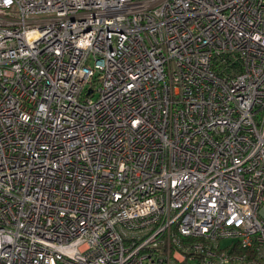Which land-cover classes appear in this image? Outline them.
<instances>
[{
    "label": "built area",
    "instance_id": "2783aa9c",
    "mask_svg": "<svg viewBox=\"0 0 264 264\" xmlns=\"http://www.w3.org/2000/svg\"><path fill=\"white\" fill-rule=\"evenodd\" d=\"M0 264H264V0H0Z\"/></svg>",
    "mask_w": 264,
    "mask_h": 264
},
{
    "label": "rangeland",
    "instance_id": "374dc122",
    "mask_svg": "<svg viewBox=\"0 0 264 264\" xmlns=\"http://www.w3.org/2000/svg\"><path fill=\"white\" fill-rule=\"evenodd\" d=\"M88 85H89V84L87 83V84H86V87H87ZM96 86H97V84L94 85L95 88H96ZM93 96H94V97L97 96V91H96V89H95V92H94V95H93Z\"/></svg>",
    "mask_w": 264,
    "mask_h": 264
}]
</instances>
